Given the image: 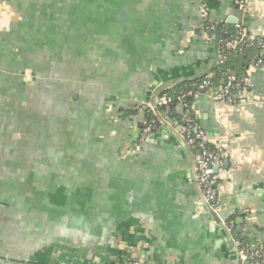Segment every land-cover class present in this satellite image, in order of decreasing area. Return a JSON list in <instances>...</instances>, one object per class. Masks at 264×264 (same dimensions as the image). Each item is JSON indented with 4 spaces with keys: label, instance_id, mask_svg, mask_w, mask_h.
I'll return each mask as SVG.
<instances>
[{
    "label": "crops",
    "instance_id": "1",
    "mask_svg": "<svg viewBox=\"0 0 264 264\" xmlns=\"http://www.w3.org/2000/svg\"><path fill=\"white\" fill-rule=\"evenodd\" d=\"M235 7L0 0V264H243L233 239L264 241V69L251 74L247 105L216 101L220 85L194 97L196 122L227 151L221 219L232 237L212 228L173 132L163 126L134 150L147 117L139 103L156 80L195 84L212 72L204 24ZM245 17L264 36V0Z\"/></svg>",
    "mask_w": 264,
    "mask_h": 264
},
{
    "label": "built area",
    "instance_id": "2",
    "mask_svg": "<svg viewBox=\"0 0 264 264\" xmlns=\"http://www.w3.org/2000/svg\"><path fill=\"white\" fill-rule=\"evenodd\" d=\"M251 0H236L238 8L244 13L249 10ZM204 26L205 33L212 39L216 25L210 20ZM254 50L252 61L242 73L226 70L222 74L221 84L214 94L216 101L240 107L249 104L253 98V80L251 74L256 69H264V36L251 33L246 25L241 24L235 29L234 34L221 31V51L218 65L228 62L233 55L246 50ZM213 72L207 73L198 82L197 90L214 86L211 77ZM196 92L192 90H178L175 86L165 89L158 100V114L152 109L150 99L139 103L141 111L147 114L152 111L155 117H146L141 124V129L136 142L135 152H141L145 143L151 140L153 134L163 126L171 132H176L178 137L192 151L195 162V178L203 198V203L214 210L221 205V178L219 166L224 162L227 151L224 147L215 145L209 138L208 132L200 126L194 115L193 101ZM180 105L183 112L178 117L174 115V107ZM214 166H218L215 172ZM229 231L232 228L229 227ZM237 254L243 264H264V241L260 244H250L243 239H235ZM69 264V263H64ZM120 264H147L137 260H127Z\"/></svg>",
    "mask_w": 264,
    "mask_h": 264
},
{
    "label": "water",
    "instance_id": "3",
    "mask_svg": "<svg viewBox=\"0 0 264 264\" xmlns=\"http://www.w3.org/2000/svg\"><path fill=\"white\" fill-rule=\"evenodd\" d=\"M246 20L245 17V13L242 9L240 8H236L233 10L232 14L225 20H220L219 22L216 23V29L212 34V40H213V52H214V63H213V69L218 65V57L221 51V30L223 29V27L225 25H229L234 29H238L239 26L241 24L244 23V21ZM207 72H204L203 74H200L199 76H204L206 75ZM197 76L192 77V78H180V79H173L171 82L169 83H165L166 81H157L158 83L156 87H154L152 90H150L151 95H150V104L153 110H155V112L158 114V100H159V96L161 95V93L171 87V86H175L180 84L181 82L185 81L186 79L188 80H192L195 79ZM184 79V80H183ZM159 89V91H158ZM148 100V99H143L140 103H142L143 101ZM175 134V136L179 139V141L184 145L185 148H187L191 154L192 151L189 149V147L183 142L182 139H180L178 137V135L176 134V132H173ZM192 158H193V154H192ZM218 166H214V170L215 172H218ZM193 175H194V179L195 178V162H194V158H193ZM197 183V182H196ZM198 186V185H197ZM201 195V194H200ZM201 200L203 202V198L201 196ZM205 207L207 208V210H209V212H211L212 216L214 217L213 222H212V228L214 229L217 225H222L223 228H225L229 234V236L232 237V233L229 231V227L230 225L225 222L223 219H221V215H223L225 212H229V210H225L226 206H224V204L221 205V207L218 210H214L212 207H208L205 203H204ZM218 218V219H217ZM233 239V238H232ZM234 241V239H233Z\"/></svg>",
    "mask_w": 264,
    "mask_h": 264
},
{
    "label": "trees",
    "instance_id": "4",
    "mask_svg": "<svg viewBox=\"0 0 264 264\" xmlns=\"http://www.w3.org/2000/svg\"><path fill=\"white\" fill-rule=\"evenodd\" d=\"M207 23H208V21L205 22L204 26ZM223 30L228 31L229 35H232L235 32V29L229 25H225L221 31H223ZM254 54H255L254 50H252V49L246 50L242 53H238V54L233 55L232 58L228 62H226L225 64L217 65L212 71L213 75L211 77V81H212L213 85L217 86V85L221 84L222 74L226 70H232V71L239 73V74L242 73V71L246 68V66L252 61V57ZM202 78L195 80V84H192L190 82H186V83H181V84L175 85V88L178 90H192V91L196 92L198 82ZM192 101H193V108H194V99H192ZM174 115L178 116V117L180 116L179 114L176 113L175 109H174ZM147 116L148 117H155V115L152 111H150L147 114Z\"/></svg>",
    "mask_w": 264,
    "mask_h": 264
}]
</instances>
